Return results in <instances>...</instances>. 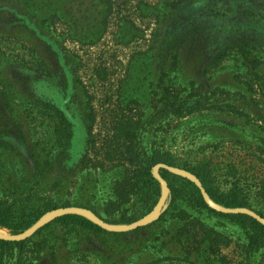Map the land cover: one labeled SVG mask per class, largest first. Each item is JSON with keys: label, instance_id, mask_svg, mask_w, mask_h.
Returning <instances> with one entry per match:
<instances>
[{"label": "rangeland", "instance_id": "obj_1", "mask_svg": "<svg viewBox=\"0 0 264 264\" xmlns=\"http://www.w3.org/2000/svg\"><path fill=\"white\" fill-rule=\"evenodd\" d=\"M158 2L113 0V8L106 12L108 26L94 42L70 39L74 27L82 26L70 28L58 16L49 19L46 9L39 17L46 20L40 30L32 22L37 17L31 20L14 9L0 8L1 124L18 130L34 157L49 159L52 170L69 175L83 173L81 161L89 139L86 123L93 113L97 146L111 119H119L115 115L130 114L141 118L147 147L161 146L194 162L211 160L223 169L234 163L245 168L251 144L264 137V1L202 0L187 4L165 21L157 16ZM98 10L87 13L92 24L100 21ZM94 27L100 33L102 26ZM230 42L236 43L233 49L223 58L216 57ZM251 47L253 55L242 53ZM65 124H70L72 138L63 153L59 132ZM160 167L154 172L162 179ZM104 174L110 173L92 170L89 177L99 198L109 188L110 178ZM161 184L163 188L165 182ZM168 202L169 192L156 214L131 225L105 224L89 210L66 208L46 214L20 235L0 228L6 231L2 238L47 240L39 258L28 251L19 261L16 250L0 264H185L175 260L184 256L172 238L177 225L163 222L133 231L157 219ZM209 202L223 212L240 211ZM68 212L119 233L97 234L72 225L38 231ZM202 218L233 238V244L223 249L228 264H264L263 249L249 258L240 247L248 242L243 228L227 218ZM200 260L224 264L207 255Z\"/></svg>", "mask_w": 264, "mask_h": 264}, {"label": "trees", "instance_id": "obj_2", "mask_svg": "<svg viewBox=\"0 0 264 264\" xmlns=\"http://www.w3.org/2000/svg\"><path fill=\"white\" fill-rule=\"evenodd\" d=\"M201 1L159 0L155 5L157 16H162L165 21L187 4ZM140 4L148 5L144 1ZM2 7L24 13L31 20L37 17L32 22L40 30L46 20L39 17L46 9L45 13L50 14L49 19L58 16L70 28L73 24L82 26L79 29L74 27L70 39H90L88 41L94 42L108 26L106 12L113 8V0H0V8ZM92 9H99L102 15L96 24H92L90 15L87 14L92 13ZM213 9L215 8L212 7V11ZM78 13L80 17L76 16ZM94 26H102L100 33L94 31ZM235 45V42H230L215 54L216 57H225L227 50L233 49ZM252 48L242 53L247 56L252 53ZM177 110H182V107ZM1 113L3 111L0 110V119ZM113 118L119 119H111L98 146L94 135L95 113L88 119V148L81 161L83 168L80 170L83 173L80 176L75 171L69 175L67 171H59L55 167L52 170L49 159L34 157L28 143L19 136L21 133L18 130L19 134L12 125L0 122V228L13 235H20L36 225L46 214L66 208L89 210L106 224H135L155 209L162 196V184L154 172L156 166H161L160 175L169 189L168 205L157 219L138 225L133 231L147 230L160 226L163 222H170L171 225L178 226L172 238L180 244L181 255L184 253L182 258L175 257V260L185 264H201L200 258L207 255L228 264L223 249L233 244V238L207 223L202 216L227 218L247 232L248 242L240 247L246 249L248 257L254 251L263 249L261 254L264 260V137L251 144V159L245 168L234 163L223 169L211 160L194 162L161 146L147 147L143 144L145 129L141 125V118L135 119L130 114H124L121 118L117 114ZM63 119L68 121L66 116ZM59 136L64 153L72 138L70 124L62 126ZM171 168L189 173L198 182ZM92 170L110 173L104 174L110 180L107 195L103 198H99L94 187L90 186ZM71 177L74 179L69 181ZM51 180H54L53 184L50 183ZM209 200L228 209L246 211L223 212L213 207ZM58 225L80 226L97 234L119 233L76 212L58 215L38 231ZM186 243L190 244L189 247ZM46 248L47 240L44 238L34 240L31 236L22 239L0 237V259L14 256L16 250L19 261L28 251L39 258Z\"/></svg>", "mask_w": 264, "mask_h": 264}, {"label": "bare ground", "instance_id": "obj_3", "mask_svg": "<svg viewBox=\"0 0 264 264\" xmlns=\"http://www.w3.org/2000/svg\"><path fill=\"white\" fill-rule=\"evenodd\" d=\"M167 193H168V188H167L166 184H163V193H162L161 200H160L159 204L156 206V208L154 209V211H153L149 216L154 215V214H156V213L159 211V209H160V207H161V205H162V203H163V200H164V199L166 198V196H167ZM4 232H6V231L0 229V236H1Z\"/></svg>", "mask_w": 264, "mask_h": 264}, {"label": "water", "instance_id": "obj_4", "mask_svg": "<svg viewBox=\"0 0 264 264\" xmlns=\"http://www.w3.org/2000/svg\"><path fill=\"white\" fill-rule=\"evenodd\" d=\"M187 174H189V173H187ZM189 175H190V174H189ZM157 177H158V176H157ZM189 177H191L192 179H194V180H196V181L198 182V180H197L194 176L190 175ZM158 178H159V177H158ZM159 179H160V181H164V180L161 179V178H159ZM164 182H165V181H164ZM165 184H166V186H167V183H166V182H165ZM167 188H168V186H167ZM168 192H169V189H168ZM162 193H163V188H162ZM161 197H162V196H161ZM160 200H161V198H160ZM160 200H159V202H160ZM159 202H158V204H159ZM158 204H157V205H158ZM157 205H156V206H157ZM155 208H156V207H155ZM239 210H240V211H246V210H243V209H239ZM153 211H154V210H153ZM153 211H152V212H153ZM152 212H151V213H152ZM91 213H92V212H91ZM151 213H150V214H151ZM92 214H93V213H92ZM150 214H149V215H150ZM93 215H94V214H93ZM149 215H148V216H149ZM94 216H95V215H94ZM148 216H146V217H148ZM95 217H96V216H95ZM146 217H145V218H146ZM96 218H97V217H96ZM145 218H144V219H145ZM97 219H98V218H97ZM144 219H143V220H144ZM98 220H99V219H98ZM99 221H100V220H99ZM141 221H142V220H141ZM141 221H139V222H141ZM97 222H98V221H97ZM100 222H102V221H100ZM100 222H99V223H100ZM139 222H137V223H139ZM102 223H104V222H102ZM100 224H101V223H100ZM105 224H106V223H105ZM101 225H102V224H101Z\"/></svg>", "mask_w": 264, "mask_h": 264}]
</instances>
